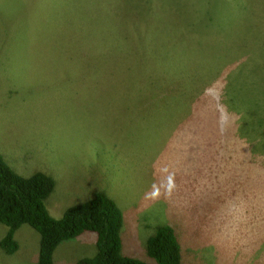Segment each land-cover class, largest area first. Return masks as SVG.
<instances>
[{
  "label": "rangeland",
  "instance_id": "1",
  "mask_svg": "<svg viewBox=\"0 0 264 264\" xmlns=\"http://www.w3.org/2000/svg\"><path fill=\"white\" fill-rule=\"evenodd\" d=\"M257 118L264 0H0V155L54 179L53 218L112 198L124 256L155 264L146 240L166 225L181 264H264V126L242 139ZM14 239L0 264H36L39 233L22 224ZM95 241L61 242L54 264Z\"/></svg>",
  "mask_w": 264,
  "mask_h": 264
},
{
  "label": "trees",
  "instance_id": "2",
  "mask_svg": "<svg viewBox=\"0 0 264 264\" xmlns=\"http://www.w3.org/2000/svg\"><path fill=\"white\" fill-rule=\"evenodd\" d=\"M232 18L229 14L227 22L231 23ZM200 25L207 30L214 28L212 20L204 19ZM225 116L224 124L235 128L236 116L229 113ZM257 120L256 125L247 124L250 130L243 133L242 139H255L257 127V137L260 135L264 122L260 118ZM245 124L241 123L235 129L242 130ZM54 186V179L41 171L29 177L19 175L0 155V223L7 226L0 239V249L5 254H13L18 249L14 233L22 224H27L39 233L36 264H54L53 253L57 246L85 231L96 234V252L92 257L81 258L76 264H149L121 254L119 231L122 212L112 198L98 192L89 200L69 206L61 218L55 219L44 204ZM146 251L155 264H181L178 241L169 226H157L146 240Z\"/></svg>",
  "mask_w": 264,
  "mask_h": 264
},
{
  "label": "crops",
  "instance_id": "3",
  "mask_svg": "<svg viewBox=\"0 0 264 264\" xmlns=\"http://www.w3.org/2000/svg\"><path fill=\"white\" fill-rule=\"evenodd\" d=\"M51 209H52V210H54V208H53V207H52ZM48 212H49V211H48ZM49 214H50V213H49ZM55 219H56V218H55Z\"/></svg>",
  "mask_w": 264,
  "mask_h": 264
}]
</instances>
